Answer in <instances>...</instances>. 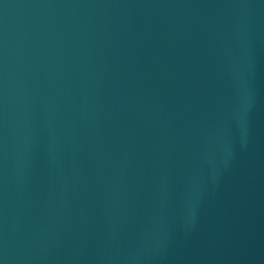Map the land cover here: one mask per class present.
Returning a JSON list of instances; mask_svg holds the SVG:
<instances>
[{
	"label": "water",
	"instance_id": "95a60500",
	"mask_svg": "<svg viewBox=\"0 0 264 264\" xmlns=\"http://www.w3.org/2000/svg\"><path fill=\"white\" fill-rule=\"evenodd\" d=\"M0 264H264V0H0Z\"/></svg>",
	"mask_w": 264,
	"mask_h": 264
}]
</instances>
